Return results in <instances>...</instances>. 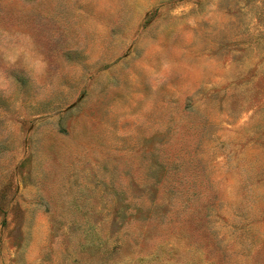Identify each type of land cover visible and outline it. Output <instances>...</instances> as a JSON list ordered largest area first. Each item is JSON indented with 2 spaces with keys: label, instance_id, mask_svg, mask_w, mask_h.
<instances>
[{
  "label": "rangeland",
  "instance_id": "1",
  "mask_svg": "<svg viewBox=\"0 0 264 264\" xmlns=\"http://www.w3.org/2000/svg\"><path fill=\"white\" fill-rule=\"evenodd\" d=\"M0 264H264V0H0Z\"/></svg>",
  "mask_w": 264,
  "mask_h": 264
}]
</instances>
